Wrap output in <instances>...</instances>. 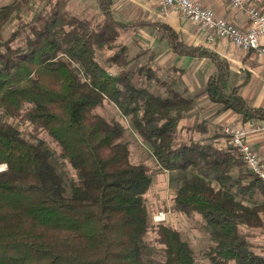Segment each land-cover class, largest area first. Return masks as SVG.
<instances>
[{
	"label": "trees",
	"instance_id": "1",
	"mask_svg": "<svg viewBox=\"0 0 264 264\" xmlns=\"http://www.w3.org/2000/svg\"><path fill=\"white\" fill-rule=\"evenodd\" d=\"M32 1L0 6V110L49 134L77 170V181L69 191L53 150L40 138H26L13 121L0 120V164L7 165L0 171V264H145L151 253L146 193L153 171L146 162L133 161L128 127L98 111L106 102L129 118L160 167L218 173V188L195 174L173 196L174 211L202 217L212 264H264V243L251 241L256 230H264V200L249 204L232 192L264 197V182L241 164L221 128L208 142L181 137V123L197 107L196 97L163 80L152 67L153 54L138 70L127 69V47L118 39L133 24L115 19L110 0H98L104 19L97 27L64 7L68 0L25 22L22 9ZM12 18L17 29L5 37ZM148 24L160 29L175 53L214 62L206 93L219 105L217 112L233 110L244 121L264 119V107L250 106L241 85L229 87L226 58L185 43L166 23ZM24 33L25 43L14 45ZM102 50H116L108 60L118 66L117 74L100 62ZM136 75L156 81L165 93L136 83ZM188 129L206 134L209 126L203 120ZM154 228L164 246L159 264L197 263V252L180 230L164 223Z\"/></svg>",
	"mask_w": 264,
	"mask_h": 264
},
{
	"label": "rangeland",
	"instance_id": "2",
	"mask_svg": "<svg viewBox=\"0 0 264 264\" xmlns=\"http://www.w3.org/2000/svg\"><path fill=\"white\" fill-rule=\"evenodd\" d=\"M20 0H0V6L5 4H11L13 2H18ZM59 0H34L27 7L22 9V18L25 22L31 21V18L34 16L36 11H42L44 9H50L51 6L55 7L56 3ZM19 3V2H18ZM64 7L80 17L81 19H86L93 23L95 27H97L100 23L103 22L104 15L102 10L99 8L95 0H68L67 4L64 3ZM190 21V20H189ZM18 20L12 18L9 22H7L4 34L5 37H9L11 33L17 29ZM192 22V21H191ZM146 31V30H145ZM149 33H144L145 37L142 39H138L136 37H140L138 35H134L132 32H125L118 39L120 44H123L127 47V54L129 63L127 65V69L130 70H138L142 65H145L149 58L150 53L154 51L155 53L160 54L161 61L152 60L151 64L154 68V71L158 73V75L163 79L170 83H172L175 87H178L185 91L183 78L181 76V72H173L172 69L162 68V40H159L157 36V32L153 29L147 30ZM25 33L20 36L14 45H23L25 43L24 38ZM154 42H156L154 44ZM168 43L167 40H165ZM114 51L110 50H102L98 53V58L103 66H105L111 73L117 74L119 71L118 66L111 63L108 58L113 55ZM194 64L191 65V69L194 70ZM177 76V78H175ZM135 82L138 84H145L152 91L160 94L165 93V89L162 88L156 81L154 80H141L138 75L135 76ZM188 94V93H186ZM192 96V95H190ZM202 103V101L200 102ZM213 103V102H212ZM215 104V103H214ZM219 107V105H218ZM208 108V107H207ZM99 112L118 118L122 121L127 128L128 139L130 142V146L132 149V159L134 162H146L153 171V181L152 184L146 193L147 205L149 210V230L146 236V243L151 250L149 257L146 258L145 264H159L164 259V246L158 242L157 232L155 230V225L157 223H164L166 225L177 228L182 233L183 237L188 240L195 251L198 254V259L196 264H212L209 258L206 256V251L209 246V236L208 233L203 228V220L200 215H187L184 213L176 212L173 210V196L175 195L176 189L183 184L186 179L191 178L195 174H202L212 180L213 184L218 188L220 186L219 181L217 180L218 173L210 172L206 169H198V168H189V169H165L160 167L153 154L152 147L149 143L143 140L140 137L136 130L132 127L130 120L128 117L122 115L121 111L114 105L113 103L106 102L105 105L98 109ZM212 111L209 109L203 113L202 116H207L208 113L211 114ZM190 114L187 116L185 120H188L185 124H192L194 121H198L200 117L190 118ZM11 120L15 123L18 129H20L23 135L32 140L37 141L38 138L42 139L45 144L50 147L54 152V160L57 165L59 172L63 175L65 184L67 185L68 190L72 188V186L77 181V173L75 170L65 159L60 155V148L58 144L51 139L49 134L46 132L36 133L34 131L33 125L30 122H23L19 119H15L9 116L5 111L0 110V120ZM262 121L264 119H261ZM260 120V121H261ZM184 139H189L192 136L190 134L188 136L181 135ZM196 137V136H195ZM199 140H206L207 142L211 139L209 136H197ZM242 165L246 169V165L244 164L243 159ZM3 164H0V167ZM4 170V169H2ZM1 171V170H0ZM240 171L237 168L234 171V175H236ZM233 194L236 195V198L243 200L246 203L253 202H261L264 200V197L256 194L254 196H250L249 194L245 196H240L235 193V189H232ZM164 212L166 215V219L162 222L155 221V215L158 213ZM156 223V224H155ZM263 237L257 234L255 237L251 238V241L254 243H264ZM259 251V250H258ZM260 252V251H259ZM264 256V254H262ZM233 264V263H230Z\"/></svg>",
	"mask_w": 264,
	"mask_h": 264
},
{
	"label": "crops",
	"instance_id": "3",
	"mask_svg": "<svg viewBox=\"0 0 264 264\" xmlns=\"http://www.w3.org/2000/svg\"><path fill=\"white\" fill-rule=\"evenodd\" d=\"M100 8L98 0H95ZM111 9L116 20L133 24L132 27L121 30L120 36L125 32H132L138 39L145 37L147 30H155L157 38L162 40V68L174 69L181 72L184 82V89L188 95L196 97L197 107L190 113V118H197L203 115L208 109L212 111L207 116L196 119L192 124H185L188 120H183L181 125L184 136H212L214 130L221 128L222 130L228 124H239L250 126L253 122L261 119H253L250 121L242 120L241 116L233 110L218 111V104L212 103L206 93V85L208 78L216 72L214 62L207 57L184 56L175 53L167 38L162 37V32L155 24L166 23L173 27L180 35L181 39L187 44L201 45L210 48L226 58L231 65V75L229 87L241 85L239 92L250 106L264 107V62L258 53L254 50L245 51L234 45L231 41L213 37L211 32L202 28L199 24L187 20L180 12L164 9L158 0H110ZM202 3L206 7H210L215 11L216 16L224 17L242 29H248L251 24L245 10L232 7L226 0H195ZM146 23V24H141ZM146 30V31H145ZM144 33H143V32ZM168 41V43L165 42ZM260 42L264 44V36L260 37ZM156 42H154L155 44ZM155 61H161L160 54L152 51ZM153 60V59H152ZM195 66L194 70L191 65ZM177 78V76L175 77ZM202 101V103H200ZM208 107V108H207ZM206 120L209 131L206 134L200 132L192 133L188 127L195 123ZM196 136V137H195ZM184 139V138H183ZM249 141L257 150L260 157L264 160V131H253L249 134ZM257 237L261 235L264 238V230H256ZM264 241V239H263ZM264 254V252H260ZM211 262V261H210ZM212 263V262H211Z\"/></svg>",
	"mask_w": 264,
	"mask_h": 264
},
{
	"label": "built area",
	"instance_id": "4",
	"mask_svg": "<svg viewBox=\"0 0 264 264\" xmlns=\"http://www.w3.org/2000/svg\"><path fill=\"white\" fill-rule=\"evenodd\" d=\"M158 1L164 9L180 12L187 20L210 31L213 37L225 38L245 51H256L264 62V44L260 42V37L264 36V0H226L232 7L245 10L251 21L248 29H242L228 19L216 16L212 8L195 0ZM258 130L264 131V120L253 122L250 126L228 124L223 129L239 151L244 164L264 182V160L248 139L251 132ZM6 168L7 165L3 164L0 170ZM165 219L164 212L155 215V221L162 222Z\"/></svg>",
	"mask_w": 264,
	"mask_h": 264
}]
</instances>
